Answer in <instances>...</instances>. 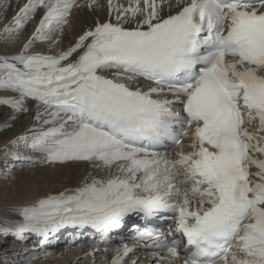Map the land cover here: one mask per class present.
<instances>
[{
	"label": "snow or ice",
	"instance_id": "1",
	"mask_svg": "<svg viewBox=\"0 0 264 264\" xmlns=\"http://www.w3.org/2000/svg\"><path fill=\"white\" fill-rule=\"evenodd\" d=\"M9 7L0 0V15ZM85 7L103 5L27 0L5 24L8 39L43 10L19 54L0 57V90L15 94L0 105L15 119L35 102L40 126L20 137L43 154L35 162L106 175L38 199L3 231L44 244L65 226H91L107 242L130 213L171 212L167 235L140 234L158 249L155 264H264V0H107L114 21L56 54L33 50L58 44ZM168 142L179 151H159ZM134 252L116 248L111 264Z\"/></svg>",
	"mask_w": 264,
	"mask_h": 264
},
{
	"label": "bare ground",
	"instance_id": "2",
	"mask_svg": "<svg viewBox=\"0 0 264 264\" xmlns=\"http://www.w3.org/2000/svg\"><path fill=\"white\" fill-rule=\"evenodd\" d=\"M27 0H7L10 7L6 15H0V57L14 56L19 54L23 44L29 39L34 31L36 21L41 14L37 10L35 18L28 21L24 29L11 38L5 39L3 29L13 15L18 12ZM103 7L82 8L74 10L70 17L69 25L65 26L61 41L53 46L48 42H37L33 50L47 54H56L65 50L85 30L92 28L100 21L103 22L109 15L105 7V0H99ZM0 12L3 9L0 8ZM115 20V16H111ZM2 95H15L14 93L0 90ZM28 112L16 113L15 119H11L13 111L10 107L0 105V264H102L111 260L114 250L122 247L114 244L103 247L100 251L92 249L96 246L69 245L68 242H58L51 248L40 247L39 241L33 236L34 233L26 232L23 238L17 237L14 232H4L6 223L22 220L21 209L30 206L35 201L48 195L59 193L65 189H74L80 186L85 177L89 175H106L85 162L67 163H39L43 154L35 152L26 146L20 137H30L31 130L39 127L40 122L35 120L36 104L34 101L27 102ZM4 125H10L5 127ZM31 142L30 140L28 141ZM21 149L23 151H21ZM28 149L27 159H21V155ZM12 150V153L10 151ZM26 152V151H25ZM11 156L18 157L19 163L12 166L9 161ZM28 158H31L29 161ZM41 165H48L40 167ZM34 169H32V167ZM28 202V203H27ZM2 207L5 210H2ZM108 251L105 252L104 249ZM6 256V257H4ZM7 258V259H6ZM138 264H152V259L147 255L138 257ZM4 262V263H2Z\"/></svg>",
	"mask_w": 264,
	"mask_h": 264
},
{
	"label": "rangeland",
	"instance_id": "3",
	"mask_svg": "<svg viewBox=\"0 0 264 264\" xmlns=\"http://www.w3.org/2000/svg\"><path fill=\"white\" fill-rule=\"evenodd\" d=\"M2 130H1V128H0V132H1ZM21 151H22V149H21ZM44 166H48V165H41L40 167H44ZM32 167V169H34L33 168V166H31ZM54 192V191H53ZM53 192H48V194H52ZM1 197V196H0ZM28 203V202H27ZM2 210H5L3 207H2ZM4 257H6V256H4ZM7 259V258H6ZM2 263H4V262H2ZM7 264V263H6Z\"/></svg>",
	"mask_w": 264,
	"mask_h": 264
}]
</instances>
